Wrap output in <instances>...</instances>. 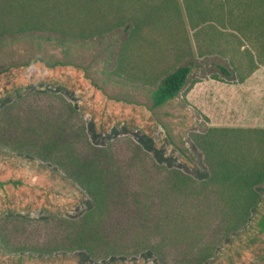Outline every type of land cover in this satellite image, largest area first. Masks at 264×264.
<instances>
[{
  "label": "trees",
  "instance_id": "16d2710c",
  "mask_svg": "<svg viewBox=\"0 0 264 264\" xmlns=\"http://www.w3.org/2000/svg\"><path fill=\"white\" fill-rule=\"evenodd\" d=\"M181 1L0 0V41L31 38L65 46L93 39L119 26L133 7L143 20L148 13L149 28L186 26V14L190 25L196 20L193 29L209 26L210 46L236 50L246 43L264 63V0ZM194 67L189 60L164 74L152 94L155 108L183 92ZM217 67L226 79L235 76ZM256 68L238 69L245 79ZM191 141L203 157L205 179L160 163L137 144H95L80 109L56 88L32 90L0 108V145L50 165L90 201L76 218L46 216L31 223L42 226L52 244H63L67 254H85L98 263L149 255L158 264H216L227 235L248 223L262 198L264 129L211 128L191 135ZM50 252L34 247L31 258Z\"/></svg>",
  "mask_w": 264,
  "mask_h": 264
},
{
  "label": "rangeland",
  "instance_id": "374dc122",
  "mask_svg": "<svg viewBox=\"0 0 264 264\" xmlns=\"http://www.w3.org/2000/svg\"><path fill=\"white\" fill-rule=\"evenodd\" d=\"M136 11L128 7L119 26L65 46L44 39L0 41V108L32 90L56 88L80 109L95 144H137L160 163L205 179L208 171L191 135L211 128L264 129V63L246 43L236 44V50L210 46L209 26L193 29L196 20L190 25L186 14V26L176 28L169 20L170 27L158 29L148 27V13L143 20ZM189 60L195 67L188 85L155 108L152 94L160 79ZM58 61L66 65L52 66ZM217 65L235 76L226 79ZM255 65L244 79L246 72L238 68ZM261 188L258 207L241 230L227 235L216 264H264V184ZM89 202L76 183L50 165L19 157L1 144L0 264H158L149 255L98 263L85 254H67L63 244H52L42 226L31 223L46 216L76 218ZM34 247L51 252L33 259Z\"/></svg>",
  "mask_w": 264,
  "mask_h": 264
}]
</instances>
